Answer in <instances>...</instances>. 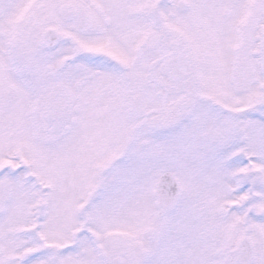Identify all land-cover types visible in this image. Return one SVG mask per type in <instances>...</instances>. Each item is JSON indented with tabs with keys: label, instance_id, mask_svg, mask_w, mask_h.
I'll return each mask as SVG.
<instances>
[{
	"label": "snow or ice",
	"instance_id": "6c2138e0",
	"mask_svg": "<svg viewBox=\"0 0 264 264\" xmlns=\"http://www.w3.org/2000/svg\"><path fill=\"white\" fill-rule=\"evenodd\" d=\"M0 264H264V0H0Z\"/></svg>",
	"mask_w": 264,
	"mask_h": 264
}]
</instances>
